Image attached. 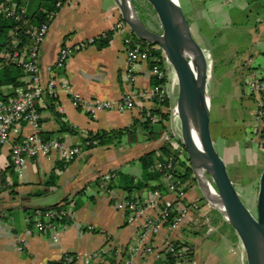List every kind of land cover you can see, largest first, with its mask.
<instances>
[{"label":"crops","instance_id":"obj_1","mask_svg":"<svg viewBox=\"0 0 264 264\" xmlns=\"http://www.w3.org/2000/svg\"><path fill=\"white\" fill-rule=\"evenodd\" d=\"M56 2L29 0V14L54 11ZM179 2L194 38L205 53L210 54L211 71L208 64L206 87L210 98L211 134L212 126L218 130L216 138L212 134L214 144L238 194L244 203H253L256 207L264 170V135L259 146L250 141V133L257 105L264 94L249 95L245 88L252 80L264 83V0H256L254 9L251 8L252 0ZM250 12L256 16L253 23L250 17L245 16ZM121 18L114 0H71L51 23L40 52V72L45 85L52 79L57 82L58 91L56 96H48L38 104L42 116L41 132L68 146L81 147L83 153L69 162L58 154L32 158L22 174H17L12 167L11 145L20 143L24 136L34 131L27 124L12 131L10 145L0 153V264H84L83 257L96 251L101 253V258L91 264H122L126 251L136 241L144 223L158 213L159 206L151 207L145 217L129 222L130 216L120 208V204L128 199L145 201L151 198V190L135 189L143 177L140 159L151 152H155L156 160L166 157L162 148L165 145L170 147L167 131L153 139L138 128L134 141L126 137L116 146L84 147L88 134L126 128L141 122L143 112L158 109V104L140 100L132 111L109 110L92 114L78 107L73 100L74 95H78L88 101L117 102L130 91L151 87L153 75L148 63L138 64L133 83L127 78L124 39L128 32L113 31ZM234 29L246 30L255 47L243 64L244 81L239 85L238 80L232 78L224 100L228 108L234 100L239 101L236 108H242L244 98L250 99L252 105L246 116L220 110L214 118V53L217 46L226 40L225 33ZM110 32L113 34L106 47L89 44L76 52L63 69L55 67L62 46L89 42ZM5 68H0V94L8 98L25 84L26 76L23 74L18 80L19 85L14 86L7 82L10 77L4 75ZM64 84L70 86V91L61 88ZM62 122L71 131L60 132ZM171 128L174 131L178 129V124L172 119ZM108 174H115V178L103 186L102 177ZM192 177L195 181L187 190L186 202L193 208L186 224L177 231L164 226L153 237V245L158 252H162L167 241L187 246L191 251L190 264H246L245 251L239 238H235L233 228L206 200L194 173ZM131 185L133 191L129 192L126 188ZM62 205L70 207L73 218L58 229V242L52 238L53 231L29 232L36 210ZM17 235L27 244L24 252L18 249ZM115 250H121L123 255L117 258ZM66 255L72 257L67 263ZM164 260L162 255H146L137 257L134 264H164Z\"/></svg>","mask_w":264,"mask_h":264},{"label":"built area","instance_id":"obj_2","mask_svg":"<svg viewBox=\"0 0 264 264\" xmlns=\"http://www.w3.org/2000/svg\"><path fill=\"white\" fill-rule=\"evenodd\" d=\"M28 1L8 0L0 2V17L10 20L16 24L8 33L7 40L0 47V68L16 67L22 70L26 76V82L23 86L17 88L14 93L4 98L0 94V153L10 145L12 131L20 130L22 124H27L33 128V133L24 136L20 143L11 145V162L13 170L17 174H22L29 159L37 157H48L58 154L62 159L69 162L82 155L81 147H71L61 140L52 138L44 140L41 137L42 116L38 109V104L43 103L50 96L54 97L58 91L57 82L52 79L47 85L42 81L40 72V52L45 42L51 23L58 14L59 10L68 5L71 0H57L54 11L47 12L42 23L32 21L28 11ZM113 31H127L124 39L127 56V78L131 83L135 80V73L139 63H148L151 66V73L158 79L168 77L172 70L168 59L162 51V56H155L153 52L160 49L155 45L152 47L144 46L132 32L127 23L121 18L116 22ZM102 35L101 37H104ZM26 37L27 44H22V38ZM101 37L89 42L81 41L75 45H64L61 47L55 67L63 69L69 59L78 51L85 49L89 44L96 43ZM137 37V38H136ZM209 62L210 54L206 53ZM152 63V64H151ZM249 94H264V83L252 80L248 83ZM65 91H70L69 85H62ZM158 99L163 102L170 99L169 91L166 86L158 85L139 91H130L122 96L117 102L106 101L102 99L84 100L78 95H74L75 104L81 109L95 114L98 111L116 110L119 112L132 111L136 108L138 101H154ZM172 120L178 124L180 131V120L175 107L171 109ZM150 115V113H148ZM155 122L156 119L153 118ZM254 135L260 137L264 134V96L259 101L252 127ZM178 153L170 154L163 159L156 160L154 170L161 175V181L166 187V193L159 189L152 191L149 200L128 199L120 204V208L129 214V222L133 219L143 218L149 208L159 206L158 213L154 218L147 220L139 231L136 241L126 251L122 264H134L139 256L170 255L174 258V264H190V249L178 242L167 241L158 252L152 243L155 235H158L164 226L171 230L181 229L187 222L193 205L186 202L187 184H180L174 177L176 165L181 161H186L189 166L190 160L185 157L186 148L182 142L176 144ZM115 178V174H108L102 177L103 186ZM73 213L68 205H62L52 209L36 210L31 219V228L29 232L53 231V240L59 241L58 229L63 223L72 220ZM92 229V228H91ZM18 249L24 252L26 242L16 236ZM114 255L118 258L123 255L121 250H115ZM72 257L66 255V263ZM101 258V253L96 251L83 257L84 264H91Z\"/></svg>","mask_w":264,"mask_h":264},{"label":"water","instance_id":"obj_3","mask_svg":"<svg viewBox=\"0 0 264 264\" xmlns=\"http://www.w3.org/2000/svg\"><path fill=\"white\" fill-rule=\"evenodd\" d=\"M122 19L142 41L159 46L178 82L175 104L182 143L205 198L223 216L239 238L247 264H264V170L256 213L238 194L211 134L210 98L207 93L208 61L194 38L179 1L147 0L156 12L161 32L149 29L138 17L131 0H114Z\"/></svg>","mask_w":264,"mask_h":264},{"label":"trees","instance_id":"obj_4","mask_svg":"<svg viewBox=\"0 0 264 264\" xmlns=\"http://www.w3.org/2000/svg\"><path fill=\"white\" fill-rule=\"evenodd\" d=\"M16 1H20V0H16ZM0 2H5V0H0ZM30 16H31L32 21L37 24L42 23L45 19V14H43L42 12L39 14L30 15ZM143 23L146 25V22H143ZM15 26L16 24L14 22L0 17V45L1 46H4V43H5V40H7L9 31L13 29ZM112 34H113L112 32L107 33L104 37H101L96 42V44H98L100 48L106 47L110 42V38ZM137 39L144 46L145 45L149 47L155 46L154 44L144 42L140 40L139 38ZM27 43H28L27 38L23 37L22 44L24 45ZM153 54L159 57V56H162V51L161 49H157L153 52ZM4 75H8L10 77V79L7 81L8 83L10 82L14 86H18L19 85L18 80L23 75V72L21 69L16 68V67H6L4 69ZM167 83H168L167 76L164 79H158L157 77L153 76L151 87H156L158 85L166 86ZM154 102L158 104L159 108L156 110H152V111H144L143 121L141 122L137 121L131 126L126 127V128H121V129L111 130V131H100L95 134L90 133L84 139V147L86 149H92L98 146H108V147L116 146V145L121 144L122 140L126 137L130 138L131 141H134L135 140L134 138L138 132V128L143 129L145 132L151 135V138L153 139L158 138L160 135L163 134V132L167 131V126L165 125V123L170 120V112L168 110L172 107V103H171V99H166L163 102L159 101L158 99H155ZM148 113H150V115H148ZM153 118L156 119L155 122L153 121ZM65 131H71V129H69L67 125L62 122V127L60 129V132H65ZM41 137L44 140L52 139L42 132H41ZM162 150L165 152V156L170 155V152H169L170 148L168 146L165 145L162 148ZM186 153H187V150H186ZM187 159L189 161V158ZM140 163L143 169V177H142V181L135 186V189H149L151 191L155 189H159L163 193H166V187L161 181V175L153 169L156 163L155 152H151L143 156L140 159ZM192 175H193L192 168L191 166L187 164L186 161H181L176 165L175 170H174V177L180 184H187V190L190 184L195 181ZM130 183L133 184V180H130ZM152 183H155V185H152ZM132 189H133L132 185L126 188V190L129 192H132L133 191ZM227 225L230 227L229 224ZM235 238L238 239L236 234H235ZM164 259H165L164 264H174L175 260L172 256L166 255Z\"/></svg>","mask_w":264,"mask_h":264},{"label":"rangeland","instance_id":"obj_5","mask_svg":"<svg viewBox=\"0 0 264 264\" xmlns=\"http://www.w3.org/2000/svg\"><path fill=\"white\" fill-rule=\"evenodd\" d=\"M132 5L134 6V10L136 14L140 18L142 22H146L148 28L156 32H161V24L156 12L153 10L152 6L148 3L147 0H131ZM180 3V2H179ZM256 0H252L251 8L254 9L256 7ZM181 5V4H180ZM182 7V6H181ZM254 11V10H253ZM245 16L250 17L252 23L255 20L256 16H253V13H248ZM246 20V19H245ZM226 40L217 46V49L214 53L215 58V78H214V92H213V101H212V115L215 118L217 111L224 110L226 113L230 111L231 114L235 115L241 114L242 116H246L249 110V106H251L252 101L250 99L244 98V106H240V108H236V104L239 101H232L230 106L226 107L227 102L224 100L226 95L229 93V82L232 78L238 80V84L240 85L244 81V61L248 59V57L253 52L255 44L252 42V38L247 35L246 30L243 29H234L233 31L230 30L225 33ZM229 56V59L227 58ZM211 71V59L208 62ZM169 91V97L172 100V107H175L177 96H178V82L176 74L173 70L169 72L168 75V83L166 85ZM247 89V90H246ZM245 92L249 94L248 86L245 88ZM245 93V94H246ZM250 95V94H249ZM240 104V103H239ZM171 109L168 111L170 112V120L167 121V136L169 137V148L170 154L176 155L178 153L176 144L182 142L181 134L177 130H173L171 128V118L172 113ZM218 130L215 126H212V134L213 137H217ZM250 141L255 142L259 146L261 143L262 134L260 137L254 135L251 131L250 133ZM168 146V145H167ZM220 152V151H219ZM185 157H188V153L185 152ZM251 161V159H250ZM246 206L255 214L256 207L253 203H245ZM246 259V255H245ZM247 264V263H246Z\"/></svg>","mask_w":264,"mask_h":264},{"label":"bare ground","instance_id":"obj_6","mask_svg":"<svg viewBox=\"0 0 264 264\" xmlns=\"http://www.w3.org/2000/svg\"><path fill=\"white\" fill-rule=\"evenodd\" d=\"M175 1H177V0H175ZM179 1V0H178Z\"/></svg>","mask_w":264,"mask_h":264}]
</instances>
